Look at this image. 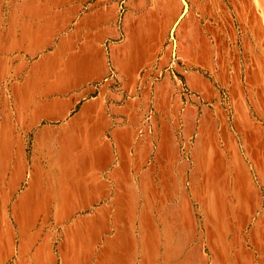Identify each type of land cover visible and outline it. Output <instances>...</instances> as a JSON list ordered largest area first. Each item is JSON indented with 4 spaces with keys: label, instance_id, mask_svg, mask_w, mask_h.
I'll return each instance as SVG.
<instances>
[{
    "label": "crops",
    "instance_id": "crops-1",
    "mask_svg": "<svg viewBox=\"0 0 264 264\" xmlns=\"http://www.w3.org/2000/svg\"><path fill=\"white\" fill-rule=\"evenodd\" d=\"M5 2L0 264H264V0Z\"/></svg>",
    "mask_w": 264,
    "mask_h": 264
},
{
    "label": "rangeland",
    "instance_id": "rangeland-1",
    "mask_svg": "<svg viewBox=\"0 0 264 264\" xmlns=\"http://www.w3.org/2000/svg\"><path fill=\"white\" fill-rule=\"evenodd\" d=\"M5 1L6 0H0V16L2 14L6 13V10L7 9L5 7L6 6V2ZM221 1L224 3V0H221ZM14 3H15V1H14ZM223 3H221L219 0H216L217 6L218 5L224 6ZM8 9H11V7L9 6ZM217 9H220V11H218L216 13V20L219 21L221 23V26H222V22H224L225 12H224V9L222 7H217ZM173 32H174V29H173L172 33H170V35H169V42H168V46L169 47H172L173 44H174L175 37H174V33ZM221 50H222V47H221ZM238 55L239 54H233V55H231V54H227V53H220L218 55V58L220 60V63L225 64V61L231 62V61H233L234 58L237 59L238 58ZM181 86H182L181 93L184 96L188 97L190 95H193V93L188 89V87L186 86V84L184 83V81H182ZM222 93H223L224 96L226 95L225 92H222Z\"/></svg>",
    "mask_w": 264,
    "mask_h": 264
}]
</instances>
